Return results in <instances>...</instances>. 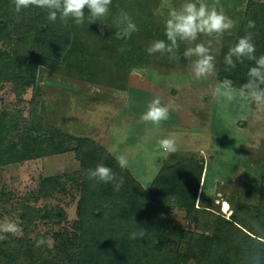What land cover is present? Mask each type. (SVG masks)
Segmentation results:
<instances>
[{
    "label": "rangeland",
    "instance_id": "374dc122",
    "mask_svg": "<svg viewBox=\"0 0 264 264\" xmlns=\"http://www.w3.org/2000/svg\"><path fill=\"white\" fill-rule=\"evenodd\" d=\"M141 1L164 28L170 8L179 9L184 2ZM207 4L223 11L234 21V27L219 38L200 34L197 40L182 41L174 50V54L186 51L197 43L208 46L215 57V70L206 77L194 76L191 65L195 57L182 56L179 67L166 72L160 65L166 52L149 54L147 49L154 41L141 40L137 42L148 53H139L146 59L148 56V64L126 73L116 67L113 55L109 58L107 48L97 46L89 36L85 40L91 60H102L103 65L94 83L77 78L72 72L75 68L68 72L66 65L57 71L38 69L36 85L21 96L13 83H0V126L6 134L0 148V225L14 222L20 229L16 234L0 232L4 237L0 250L5 253L0 252V264H64L68 255L77 258L84 243L77 215L81 164L72 152L51 156L52 143L63 139L55 134L35 137L30 129L40 122L71 137L68 142L73 148L75 139L91 138L116 157L125 156L126 167L148 190L170 155L203 162L197 208L206 206L211 215L200 213L192 218L174 204L167 224L175 252H189L191 238L214 235L212 218L223 216L230 220L239 207L260 204L264 185V109L255 108L238 92L232 101L213 93L224 66L221 51L225 38H239L240 30L246 27L248 11L263 10L264 0H207ZM37 13L33 6L19 12L13 9L10 19L14 27L18 24L23 30L30 27ZM29 37L18 31L5 39L0 43V56H31L34 48L27 42ZM118 38L124 41L127 36ZM155 97L169 108L168 119L158 125L141 119ZM164 138L176 140L175 152H166L159 146L158 141ZM47 180L51 183L47 184ZM226 204L231 209L227 213ZM102 230L101 226H93L87 240L104 244L106 240L99 238ZM104 230L112 233L113 228L109 225ZM42 238L46 243L37 247Z\"/></svg>",
    "mask_w": 264,
    "mask_h": 264
},
{
    "label": "trees",
    "instance_id": "16d2710c",
    "mask_svg": "<svg viewBox=\"0 0 264 264\" xmlns=\"http://www.w3.org/2000/svg\"><path fill=\"white\" fill-rule=\"evenodd\" d=\"M13 9L14 0L0 1V43L20 31L30 36L27 42L33 43L34 48L31 56L20 58L7 53L0 56V83H13L19 96L27 88L36 85L37 71L44 67L57 71L66 65L68 72L75 68L72 72L76 73L77 78L94 83L99 77L98 70L103 65L102 60H91L93 56L87 49L88 43L85 40L89 36L94 38L97 46L107 48L109 58L113 55L111 58L116 67L118 65L126 73L136 67L145 68L148 64V56L146 59L139 51L148 52L137 40L142 43L157 40L170 43L167 41L163 22L157 21L148 5L141 0H112L108 15L94 20L89 18L88 10L85 9V20L80 25L72 19L67 23L59 18L52 22L48 19L47 10L35 7L38 16L33 19L30 27L23 30L19 29L21 26L18 24L14 27L10 19ZM121 12L127 13L138 29L127 35L124 41L115 36L122 28L117 24ZM248 12L246 27L240 30V37L248 32L253 34L255 55L259 57L264 55V8ZM249 20L255 21L254 28H247ZM239 38H225L221 51L222 61ZM181 42L178 41V46ZM116 50L120 53V58ZM184 52L185 50L175 54L166 52L160 65L166 72L176 69L182 62ZM27 54L28 51L24 55ZM253 63L247 59L243 63L237 61L235 68L229 71L225 70L227 66L224 64L219 81L231 79L233 86L239 89L247 81V72ZM30 132L40 139L45 135L60 136L63 141L52 143L53 147L49 150L51 156L72 152L81 164L82 189L77 215L84 234V243L80 246L76 259H72L67 250L69 261L65 260L64 264H189L192 261L197 264H264V185L262 199L257 207H239L230 220L223 216L217 220L212 218L215 225L214 235L189 239V252L183 254L172 250L168 216L174 204L192 218L200 213L211 215L206 206H202L204 209L197 208L205 171L203 162L184 155H170L163 162L151 189L148 190L129 168H121L117 157L94 139H75L73 148L68 142L72 140L71 137L45 126L43 122L33 124ZM5 137L4 128L0 126V148L5 144ZM98 164L111 168L117 179L123 178V185L119 190L115 188V181L104 183L88 178V169H95ZM46 183L50 184L51 181L47 180ZM109 225L113 228L112 233L104 230ZM93 226L103 227L104 231H100L99 238L106 240L104 244L87 240ZM133 233L136 234L135 239L131 238ZM96 234L97 232L93 233ZM182 238L185 239L184 236ZM62 249L65 250V245H62ZM0 252L5 254L4 251Z\"/></svg>",
    "mask_w": 264,
    "mask_h": 264
},
{
    "label": "clouds",
    "instance_id": "9594fccd",
    "mask_svg": "<svg viewBox=\"0 0 264 264\" xmlns=\"http://www.w3.org/2000/svg\"><path fill=\"white\" fill-rule=\"evenodd\" d=\"M112 0H14L15 10L17 12L30 6L45 9L48 12V19L55 22L58 18L67 23L69 19L74 20L77 25L83 24L85 20V9L88 10L90 19L104 18L109 13ZM168 19L165 24V35L167 41H154L147 49L149 54L174 53L178 47V41H195L200 34L209 37L219 38L223 33L234 27V21L226 16L223 11H218L215 6L209 8L207 0H184L179 9L170 8ZM117 24L122 26L115 33L118 38L130 35L137 31L136 24L130 16L121 12L117 18ZM255 21L249 20L247 28H254ZM256 47L253 43V34L248 32L239 38L236 44L229 48L228 53L224 56V64L229 71L236 66V62L243 63L245 59L254 62L253 66L247 72V81L239 89L233 86L231 79H224L214 89L215 96H222L228 101L235 99L238 92L241 97H246L252 101L257 109H264V55L257 57L255 55ZM183 57H195L191 68L194 76L199 79L211 75L215 70V57L211 50L204 43H197L194 47H189L183 54ZM235 58V59H234ZM169 108L162 105L159 97L153 98L147 107V111L141 119L145 122H151L155 125L168 119ZM159 146L166 152L176 151V140L174 138H164L158 141ZM117 162L121 168L126 167L127 161L125 156L117 157ZM87 176L90 180L98 182H113L115 188L123 185V178L117 179L112 169L98 164L95 169H88ZM20 231L18 225L14 222H7L0 225V232L16 234ZM132 239L136 234L131 235ZM4 239L0 236V240ZM46 241L42 238L37 241V247L44 245Z\"/></svg>",
    "mask_w": 264,
    "mask_h": 264
},
{
    "label": "bare ground",
    "instance_id": "6f19581e",
    "mask_svg": "<svg viewBox=\"0 0 264 264\" xmlns=\"http://www.w3.org/2000/svg\"><path fill=\"white\" fill-rule=\"evenodd\" d=\"M225 207H226V209H225V211H224L225 213H227V212H229V211L231 210V209L229 208V204H226Z\"/></svg>",
    "mask_w": 264,
    "mask_h": 264
}]
</instances>
